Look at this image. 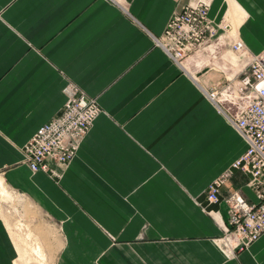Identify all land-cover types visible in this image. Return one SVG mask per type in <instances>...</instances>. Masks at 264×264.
I'll return each instance as SVG.
<instances>
[{
    "label": "crops",
    "instance_id": "crops-1",
    "mask_svg": "<svg viewBox=\"0 0 264 264\" xmlns=\"http://www.w3.org/2000/svg\"><path fill=\"white\" fill-rule=\"evenodd\" d=\"M200 1L217 35L264 50V0H0V176L56 225L52 264H264V233L241 250L221 243L224 199L257 202L249 175L233 170L207 200L247 149L207 92L245 63L229 56L227 36L182 64L154 42ZM69 82L102 112L54 180L32 173L22 151L59 115ZM17 252L0 217V264Z\"/></svg>",
    "mask_w": 264,
    "mask_h": 264
},
{
    "label": "built area",
    "instance_id": "built-area-1",
    "mask_svg": "<svg viewBox=\"0 0 264 264\" xmlns=\"http://www.w3.org/2000/svg\"><path fill=\"white\" fill-rule=\"evenodd\" d=\"M208 9L209 5L204 1L185 6L170 18L162 35L154 39L155 45L175 63L182 64L188 56L219 37L217 27L220 25L216 26L208 18ZM221 27L225 30L228 25L221 24ZM229 44L230 51L246 61L245 67L236 76L235 83L219 93L207 92V96L227 114L247 149L228 172L209 183L207 200L217 201L219 188L233 170L249 175V185L256 192V203H249L238 192L224 199L229 216L221 243L226 249L241 250L264 233V50L251 55L237 37L229 40ZM64 93L66 101L59 115L39 127L22 151L23 163L32 173L42 171L54 180L60 179V170L73 160L102 112L96 100L87 97L77 85L67 83ZM218 94L226 104L218 101ZM48 162L56 168L51 169Z\"/></svg>",
    "mask_w": 264,
    "mask_h": 264
},
{
    "label": "rangeland",
    "instance_id": "rangeland-1",
    "mask_svg": "<svg viewBox=\"0 0 264 264\" xmlns=\"http://www.w3.org/2000/svg\"><path fill=\"white\" fill-rule=\"evenodd\" d=\"M226 35L224 34L217 39L225 41ZM214 41L209 43L206 48L211 46ZM205 51L206 49H203V52ZM228 52L229 56L246 63L240 56L231 51ZM229 80L223 79L208 89V92H222L228 85L233 84V81ZM217 98H221L220 94ZM222 103L226 104V102ZM224 106L226 107V105ZM0 180L3 181L1 176ZM2 183L7 196L0 195V217L6 223L18 248L17 259L14 264H52L53 258L55 259L60 248V234L56 225L26 197L17 194L4 181ZM35 247H39L42 256L34 252L33 248Z\"/></svg>",
    "mask_w": 264,
    "mask_h": 264
},
{
    "label": "bare ground",
    "instance_id": "bare-ground-1",
    "mask_svg": "<svg viewBox=\"0 0 264 264\" xmlns=\"http://www.w3.org/2000/svg\"><path fill=\"white\" fill-rule=\"evenodd\" d=\"M226 22V21H225ZM224 25H227L228 23L226 22V23H223ZM227 35V37H229V40H233V39H235L236 38V33H233L231 30H229L227 33H226ZM223 36V35H222ZM219 37H221V36H219ZM206 48V47H205ZM204 48V49H205ZM229 81H233L234 83H235V78H233V79H230ZM219 102H223L224 101V99L223 98H221V99H219L218 100ZM0 195H2V196H7V192L5 191V188H4V186H3V183H2V181L0 180ZM34 249V252L37 254V255H39V256H42V254L40 253V249H39V247H35V248H33Z\"/></svg>",
    "mask_w": 264,
    "mask_h": 264
}]
</instances>
